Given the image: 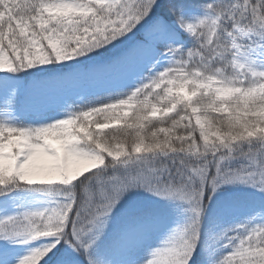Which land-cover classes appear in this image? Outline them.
Returning <instances> with one entry per match:
<instances>
[{
  "label": "snow or ice",
  "instance_id": "snow-or-ice-1",
  "mask_svg": "<svg viewBox=\"0 0 264 264\" xmlns=\"http://www.w3.org/2000/svg\"><path fill=\"white\" fill-rule=\"evenodd\" d=\"M0 264H264V0H0Z\"/></svg>",
  "mask_w": 264,
  "mask_h": 264
}]
</instances>
